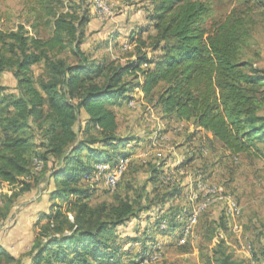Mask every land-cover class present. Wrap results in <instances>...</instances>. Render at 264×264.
Masks as SVG:
<instances>
[{
  "label": "trees",
  "instance_id": "16d2710c",
  "mask_svg": "<svg viewBox=\"0 0 264 264\" xmlns=\"http://www.w3.org/2000/svg\"><path fill=\"white\" fill-rule=\"evenodd\" d=\"M50 1L36 0L32 19L0 30V74L10 72L15 80L9 92L0 85V185L11 190L0 194V233L19 197L46 175L50 202L35 222L28 261L0 244V264H133L139 250L125 262L122 257L129 252L124 246L144 248L149 235L178 228L174 217L181 208L168 202L181 190L176 186L146 205L141 203L143 188L134 196L116 191L111 201H93L99 187L83 176L95 164L114 163L142 143L141 137L118 132L112 105L128 107L136 88L145 98L156 94L165 115L209 133L230 155L261 157L264 70L253 67L245 50L259 9L264 16V1L249 0L212 19L206 0H149L145 18L154 32L145 37L143 29L133 32L134 51L122 64L96 56L99 47L81 48L91 0L70 6ZM41 27L47 36L40 35ZM34 158L43 162L40 173L34 172ZM163 165L153 167L149 180L159 187L169 172ZM137 219L147 223L142 232L120 242L117 230ZM162 219L168 226L159 230ZM221 226L226 228L224 222ZM256 247L247 264H264V231ZM211 257L214 264H243L222 239Z\"/></svg>",
  "mask_w": 264,
  "mask_h": 264
},
{
  "label": "rangeland",
  "instance_id": "374dc122",
  "mask_svg": "<svg viewBox=\"0 0 264 264\" xmlns=\"http://www.w3.org/2000/svg\"><path fill=\"white\" fill-rule=\"evenodd\" d=\"M55 1L69 6L78 2V0L50 2L54 5ZM206 1L212 8L211 18L218 19L249 0ZM34 3L36 0H0V30L15 28L19 22L32 19L33 13L30 9ZM262 12L261 9L258 10L259 16H256L253 36L245 53L246 58L252 61L253 67L264 70ZM129 20L130 16L124 14L121 5L113 4L112 15L103 19L90 18L81 48L87 51L99 47L95 52L96 56L105 54L110 59L118 60L120 64L124 63L131 58L130 54L135 46V42L129 38L131 33L128 27L126 28V24L132 25L134 22ZM139 29L144 28H136L134 32ZM39 31L42 36L48 35V30L44 27ZM142 36L145 37L146 34ZM125 37L131 44L128 49L121 46ZM32 70L36 75L41 73L39 66H34ZM128 79L132 80L131 77ZM14 84L15 80L10 72L0 74V85L7 87V92ZM138 93L132 91L135 106H126L128 125L122 123L120 119L118 132L141 137L142 143L131 147L132 153L128 155L130 163L119 187L117 186L113 192L103 187L95 188L93 201H111L116 191L134 196L139 192V188H143L142 193L146 194L141 198V203L152 204L156 197L177 186L181 192L168 202V206L175 208L183 204L182 208L192 204L191 193H198L199 183L214 185L220 196L229 195L235 199L241 208L240 214L235 218L229 217L225 202L221 199L200 213L193 234L189 235L184 243H179L178 233L172 239L165 238L159 232L149 235L148 240L154 237V240L157 238L160 243V257L153 264H214L211 250L220 239L224 241L228 252L238 260L243 259V264H247L251 260V250L253 252V249L258 248L257 240L264 231V144L258 145L262 151L261 157L246 154L230 155L217 141L195 128L191 122L178 121L171 115H165L156 103V94L145 98L144 95L139 97ZM162 164H164L162 170L169 171L173 177L172 185L163 183L159 187V183L149 181L153 167L159 168ZM10 192L6 183L0 185L1 195ZM200 199L201 197L193 200V203ZM223 222L225 229L221 226ZM146 224V221L137 219L126 227L119 228L117 230L119 241L122 242L125 236L132 238L136 231L141 233ZM139 236L138 238L143 240L142 235ZM134 244L132 247L128 245L123 247V251L129 252L122 257L125 262L141 248ZM28 253L29 248H26L22 259L24 262L28 260Z\"/></svg>",
  "mask_w": 264,
  "mask_h": 264
},
{
  "label": "built area",
  "instance_id": "2783aa9c",
  "mask_svg": "<svg viewBox=\"0 0 264 264\" xmlns=\"http://www.w3.org/2000/svg\"><path fill=\"white\" fill-rule=\"evenodd\" d=\"M111 3H110V2ZM113 0H91L90 5V15L93 18L103 19L112 15ZM131 44L128 40L122 43L124 49L130 48ZM134 91L140 92L138 88ZM136 101L131 99L128 101V107H134ZM34 172L40 173L43 170V162L37 158L33 159ZM130 163L129 156L119 157L114 163H99L95 164L92 171L83 176L84 180L91 186L103 187L109 192H113L120 179L126 172ZM164 183H172L173 177L170 172H167L163 176ZM198 193H191L190 201L191 205H185L181 208L179 214L177 215V220L181 222V227L179 230V243L185 242L189 235L193 234L194 225L200 213L205 210L210 205L217 203L219 200L223 199L225 202L227 215L231 218H235L240 214L241 208L238 203L229 195L220 196L217 187L214 185L209 186L205 184H198ZM201 197L199 201L193 203V200ZM168 226L167 220L162 219L159 222V230H163ZM139 254L133 264H153L159 260L160 257V243L155 240H149L146 242V246L139 249Z\"/></svg>",
  "mask_w": 264,
  "mask_h": 264
},
{
  "label": "crops",
  "instance_id": "0c3cea01",
  "mask_svg": "<svg viewBox=\"0 0 264 264\" xmlns=\"http://www.w3.org/2000/svg\"><path fill=\"white\" fill-rule=\"evenodd\" d=\"M113 4L121 5L124 14H128L130 16L129 21H134L132 25L130 23L126 24V28L128 27L131 34L136 28H144L143 30L145 31H143L142 35L147 33L152 34L154 32L153 29L148 27V20L145 18L147 9L150 6L149 0H113ZM117 38L119 39L121 37ZM123 39L126 40V37ZM142 95V92L138 93L139 97H142ZM112 108L116 112L117 123L121 119L122 123L128 125L127 123L129 117L125 104L123 102H116L112 105ZM83 117L84 115L82 114V119ZM204 133L211 137L209 133ZM127 152L132 153L131 150H128ZM47 178L48 175L44 176L41 183H38L32 191L23 193L19 197L17 203L12 208V216L1 228L0 244L15 258L23 259L26 248H29L30 250L31 243L35 238L37 229L35 222L38 219L39 214L48 211L50 202L47 196L48 189H46ZM50 188L51 186L49 189ZM181 206L179 208H181ZM178 214L179 212L174 217V223L176 225L178 224L177 226L179 228V226L181 227V222L177 220ZM178 228L173 229L172 233L162 235L167 239L175 238ZM136 246L139 247L138 244Z\"/></svg>",
  "mask_w": 264,
  "mask_h": 264
}]
</instances>
